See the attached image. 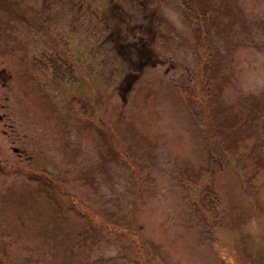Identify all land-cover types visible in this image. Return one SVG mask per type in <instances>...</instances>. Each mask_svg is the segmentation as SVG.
I'll return each instance as SVG.
<instances>
[{"label": "rangeland", "instance_id": "rangeland-1", "mask_svg": "<svg viewBox=\"0 0 264 264\" xmlns=\"http://www.w3.org/2000/svg\"><path fill=\"white\" fill-rule=\"evenodd\" d=\"M0 264H264V0H0Z\"/></svg>", "mask_w": 264, "mask_h": 264}]
</instances>
